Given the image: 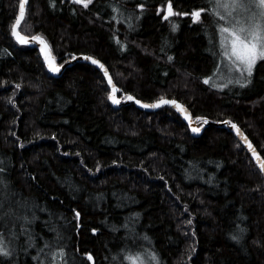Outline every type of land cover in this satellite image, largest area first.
<instances>
[{
	"label": "trees",
	"instance_id": "1",
	"mask_svg": "<svg viewBox=\"0 0 264 264\" xmlns=\"http://www.w3.org/2000/svg\"><path fill=\"white\" fill-rule=\"evenodd\" d=\"M113 5L128 22L140 18L129 27ZM165 11L166 0H28L21 34L41 35L59 65L75 60L52 77L38 49L11 35L19 0H0V232L18 234L0 264H129L123 257L141 250L160 264H264V178L234 135L208 125L194 138L168 107L113 108L101 73L77 61H101L120 98L164 96L193 119L231 120L264 158V62L248 86L212 88L203 81L220 57L214 17L165 20ZM33 214L28 224L16 218Z\"/></svg>",
	"mask_w": 264,
	"mask_h": 264
},
{
	"label": "snow or ice",
	"instance_id": "2",
	"mask_svg": "<svg viewBox=\"0 0 264 264\" xmlns=\"http://www.w3.org/2000/svg\"><path fill=\"white\" fill-rule=\"evenodd\" d=\"M50 5L55 7L56 0H49ZM63 2V0H61ZM77 5H82L84 8L93 2V0H72ZM28 0H19V14L15 18V22L10 26L11 35L16 39L19 44H28L31 41H37L41 46L40 51L44 56L45 63L52 72H59L60 67L55 63V57L52 55V51L47 41L39 34L31 36V38L22 35L20 29L22 21L26 15V4ZM208 7H201L194 9L189 12H177L174 10L172 0H166V11L163 19L168 20L169 17L174 15L187 16L190 15L193 22L201 21V14L208 13L210 16L216 18V28L219 33V55L226 58L228 61V72L229 76L226 78V83H211L212 88L224 89L230 84L239 85L244 88L251 84L254 70L256 69L258 62H264V0H207ZM139 8H143V5H137ZM118 7H114L113 11H118ZM159 11V9H158ZM115 19V17H113ZM131 27V25H129ZM173 31L176 29V25H173ZM117 43H120L117 40ZM123 47V45H121ZM216 55V53H213ZM84 59L91 61L93 65H98L100 69H103L104 76L108 77V84L111 86V91L108 93V99L113 104H119L120 99L117 98L116 93L119 91L116 84L113 83L109 76L108 70L105 65L99 60L94 59L91 56H84ZM172 59L171 56L168 57ZM233 73L235 75H233ZM216 75V73H213ZM225 78V77H220ZM213 81V76L204 78V83L209 84ZM16 88H20V84L16 85ZM126 99L133 100L134 97L127 95ZM11 102V98H9ZM137 104H140L145 108H158L161 105H172L180 113L184 115V118L188 120V126L191 128L193 133H199L201 131L200 126H193V117L189 114L188 110L184 105L178 103L175 99H166L164 96H160L153 103H142L140 100H135ZM196 122L207 123V118L202 116H196ZM225 124L231 125V128L235 130L237 136L241 138L243 143L247 146V149L252 153L253 158L256 160L259 171L264 174V158L260 156L256 148L253 147L251 141L241 131V129L233 123L231 120L223 121ZM264 147V146H262ZM5 169L0 168V172ZM0 188L6 190L8 188V181L0 179ZM0 202V207H2ZM26 206V205H22ZM76 216L79 217V212H76ZM17 219H22L25 224L31 223L36 217L33 214L31 219L28 215L18 216ZM3 219V217H0ZM191 223V221H188ZM95 231V229H93ZM243 231V230H241ZM23 232V229H22ZM18 238V234L11 229L7 234L0 232V258H4L7 261L13 255V249L8 247L13 240ZM233 240H238L239 237L233 235ZM147 240L148 237H143ZM27 247L34 246V238L29 233L27 238ZM47 246V245H45ZM26 250V249H25ZM42 251V250H41ZM123 251L128 252V249ZM59 255L64 256V249H58ZM88 261H93L91 253H84ZM38 259V257H33ZM123 259L129 261V264H160L158 254L152 251H137L134 254L128 252Z\"/></svg>",
	"mask_w": 264,
	"mask_h": 264
},
{
	"label": "water",
	"instance_id": "3",
	"mask_svg": "<svg viewBox=\"0 0 264 264\" xmlns=\"http://www.w3.org/2000/svg\"><path fill=\"white\" fill-rule=\"evenodd\" d=\"M26 8H27V4H26ZM19 14V13H18ZM13 37V36H12ZM14 38V37H13ZM29 38H31V37H29ZM14 40L16 41V39L14 38ZM17 42V41H16ZM18 43V42H17ZM20 45H22V44H20ZM23 46H35L37 49H38V52H39V55H40V57H41V59H42V62H43V64H44V66H45V68H46V70H47V72L50 74V76H52V77H59L62 73H63V71L65 70V68H66V66L68 65V64H70V63H74L75 62V60L74 61H69V62H66V63H64L63 65H59L58 63H57V61H56V59H55V63L60 67V71L59 72H52V71H50L49 70V68H48V66H47V64L45 63V60H44V56H43V54L41 53V51H40V48H41V46L38 44V42L37 41H31L30 40V42L28 43V44H23ZM52 55H53V53H52ZM54 56V55H53ZM84 56H86V55H81V56H78L77 57V61H79V62H82V63H85V64H88L89 66H92V67H94L95 69H97L100 73H101V75L103 76V78H104V80H105V82H106V84H107V87L109 88V92L111 91V86L108 84V77H105L104 76V71H103V69H100L99 68V66L98 65H93L92 63H91V61H87V60H85L84 59ZM94 58V57H93ZM94 59H96V58H94ZM98 60V59H97ZM101 62V61H100ZM102 63V62H101ZM105 68H106V66H105ZM107 69V68H106ZM108 70V69H107ZM108 73H109V71H108ZM109 76L111 77V75H110V73H109ZM111 79H112V77H111ZM112 81H113V79H112ZM114 83V82H113ZM115 84V83H114ZM118 88V87H117ZM119 89V88H118ZM121 90L119 89V91L116 93V96H117V98L118 99H120V103L119 104H113L109 99H108V101H109V103H110V105L113 107V108H120V107H122V106H128V105H134L138 110H140V111H143V112H155V111H158V110H160V109H162V108H165V107H168V108H171L172 110H174L175 112H176V114L179 116V118L181 119V121L187 126V128L189 129V131H190V133H191V135L194 137V138H198V137H200L202 134H203V128L201 127V122H196L195 121V119H193V126H200L201 127V131L199 132V133H193L192 131H191V128L188 126V124H189V122H188V120H186L185 118H184V115L182 114V113H180L179 111H177V109L176 108H174L172 105H161L160 107H158V108H145V107H142L140 104H137L136 102H135V100H137L135 97H134V99L133 100H128V99H126L125 97H123V98H119L118 97V93L120 92ZM177 101V100H176ZM142 103H146V102H143V101H141ZM178 103H180L179 101H177ZM151 103H153V102H151ZM180 104H182V103H180ZM183 105V104H182ZM185 108L188 110V112H189V114L192 116V113H191V111L185 106ZM193 117V116H192ZM207 125H212V126H216V127H224V128H226L231 134H233L234 136H235V138L237 139V141L239 142V144L243 147V149L247 152V154L250 156V158L252 159V161H253V163L255 164V166L257 167V169L259 170V168H258V165H257V162H256V160L253 158V156H252V153L247 149V146L243 143V141L241 140V138L239 137V136H237V134H236V132H235V130L234 129H232L231 128V125H229V124H225V123H213V122H208L207 121ZM238 126V125H237ZM239 127V126H238ZM240 128V127H239ZM241 129V128H240ZM241 131H242V129H241ZM243 132V131H242ZM244 133V132H243ZM244 135L245 136H247L245 133H244ZM248 137V136H247ZM248 139H249V137H248ZM250 140V139H249ZM251 141V140H250ZM251 143H252V141H251ZM252 145H253V147H255L254 146V144L252 143ZM256 148V147H255ZM257 150V149H256ZM257 152H258V150H257ZM259 153V152H258ZM260 154V153H259ZM261 156V155H260ZM262 157V156H261ZM260 172V171H259ZM261 173V172H260ZM261 175L263 176V178H264V174H262L261 173Z\"/></svg>",
	"mask_w": 264,
	"mask_h": 264
},
{
	"label": "rangeland",
	"instance_id": "4",
	"mask_svg": "<svg viewBox=\"0 0 264 264\" xmlns=\"http://www.w3.org/2000/svg\"><path fill=\"white\" fill-rule=\"evenodd\" d=\"M114 7H118V9H119L118 11H115L116 13H122L123 11H125L119 5H117V6L115 5V6H113V8ZM139 18H140V15L134 14V17H133L132 22H129L128 25L130 23L136 22ZM212 23H213V30H214L213 32L215 33V36H216V46H217L216 48H219L218 47V45H219V33L217 31V28H216V24H217L216 18H213ZM219 52H220V49H219ZM219 59H222L221 70L219 72L218 71L216 72V76L213 79V82H215V83H226L227 82V79L226 78L229 76V72H228V61L226 60V58H223L221 56L219 57ZM233 75H235V74L233 73ZM220 77H225V78L222 79ZM229 86H231V84L228 85V87Z\"/></svg>",
	"mask_w": 264,
	"mask_h": 264
},
{
	"label": "bare ground",
	"instance_id": "5",
	"mask_svg": "<svg viewBox=\"0 0 264 264\" xmlns=\"http://www.w3.org/2000/svg\"><path fill=\"white\" fill-rule=\"evenodd\" d=\"M113 6H115V5H113ZM117 6V5H116ZM123 13H125L124 15H121L120 13H117V14H115L114 13V15H117V18L119 19V20H121V21H126L127 22V17H128V13L126 12V11H123ZM122 17V18H121ZM125 22V23H126ZM221 65H222V59H219V61H218V68H217V70H216V72L218 71H220L221 70ZM215 72V73H216ZM213 76H216V75H213Z\"/></svg>",
	"mask_w": 264,
	"mask_h": 264
}]
</instances>
